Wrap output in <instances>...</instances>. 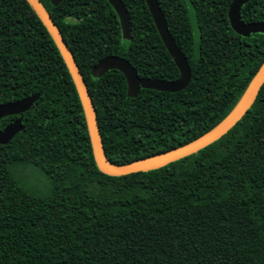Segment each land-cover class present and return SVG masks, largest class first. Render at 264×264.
<instances>
[{
	"label": "trees",
	"instance_id": "16d2710c",
	"mask_svg": "<svg viewBox=\"0 0 264 264\" xmlns=\"http://www.w3.org/2000/svg\"><path fill=\"white\" fill-rule=\"evenodd\" d=\"M72 51L95 104L108 159L124 164L185 144L217 125L264 61V33L231 27L232 0H158L191 67L178 92L127 95L118 69L99 78L101 58L127 59L141 77L180 71L146 0H122L124 39L109 0H41ZM264 21V0L241 10ZM39 94L24 129L0 144V264H264V84L221 138L149 171L102 172L68 66L28 0H0V104ZM40 173L44 179L36 184Z\"/></svg>",
	"mask_w": 264,
	"mask_h": 264
},
{
	"label": "water",
	"instance_id": "95a60500",
	"mask_svg": "<svg viewBox=\"0 0 264 264\" xmlns=\"http://www.w3.org/2000/svg\"><path fill=\"white\" fill-rule=\"evenodd\" d=\"M61 1L62 0H51L53 5H58ZM249 1L250 0H232L228 10L231 27L235 30V32L242 36H250L253 33H264V21L246 22L242 19L241 10ZM28 2L48 29L68 66L83 105L95 161L99 169L106 174L120 176L138 171H149L163 167L171 162L198 152L200 149L205 148L221 138L243 117V115L252 106L259 90L264 84L263 61L233 109L225 118H223L210 130L194 140L167 151L128 163L115 164L111 162L106 155L98 124L95 104L91 98L85 78L79 69L68 43L42 1L28 0ZM109 2L119 16L123 38L130 39L132 36L131 22L125 4L122 0H109ZM146 2L163 42L179 68L180 75L174 80L156 77H141L131 62L125 58L116 55H109L98 60V62L91 68V75L95 78H99L109 70H120L126 77L128 86L127 95L129 97H136L141 88L178 92L186 88L191 80V67L189 62L170 33L165 16L159 5V1L146 0ZM39 96V94H35L16 101L1 103L0 120L5 116L16 115L28 111ZM24 127L23 117H19L15 121L7 124L3 129L0 128V144H7L18 132L22 131Z\"/></svg>",
	"mask_w": 264,
	"mask_h": 264
},
{
	"label": "rangeland",
	"instance_id": "374dc122",
	"mask_svg": "<svg viewBox=\"0 0 264 264\" xmlns=\"http://www.w3.org/2000/svg\"><path fill=\"white\" fill-rule=\"evenodd\" d=\"M43 179H44V177L40 174V173H38V178H37V180H36V184L39 186V185H41L42 183H43ZM42 186V185H41Z\"/></svg>",
	"mask_w": 264,
	"mask_h": 264
}]
</instances>
